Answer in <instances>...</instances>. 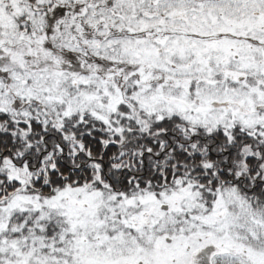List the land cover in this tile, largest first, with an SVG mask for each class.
<instances>
[{"label": "snow or ice", "instance_id": "1", "mask_svg": "<svg viewBox=\"0 0 264 264\" xmlns=\"http://www.w3.org/2000/svg\"><path fill=\"white\" fill-rule=\"evenodd\" d=\"M0 264H264V0H0Z\"/></svg>", "mask_w": 264, "mask_h": 264}]
</instances>
